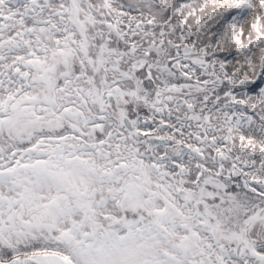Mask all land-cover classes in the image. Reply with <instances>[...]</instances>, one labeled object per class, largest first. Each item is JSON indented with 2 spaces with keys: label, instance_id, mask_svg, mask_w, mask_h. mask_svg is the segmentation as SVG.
Segmentation results:
<instances>
[{
  "label": "snow or ice",
  "instance_id": "obj_1",
  "mask_svg": "<svg viewBox=\"0 0 264 264\" xmlns=\"http://www.w3.org/2000/svg\"><path fill=\"white\" fill-rule=\"evenodd\" d=\"M0 264H264V0H0Z\"/></svg>",
  "mask_w": 264,
  "mask_h": 264
}]
</instances>
